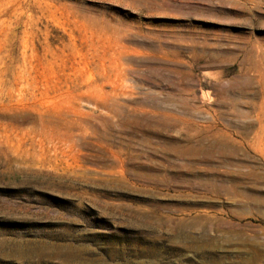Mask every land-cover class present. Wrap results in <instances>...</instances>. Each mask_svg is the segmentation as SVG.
I'll return each mask as SVG.
<instances>
[{"label": "rangeland", "instance_id": "374dc122", "mask_svg": "<svg viewBox=\"0 0 264 264\" xmlns=\"http://www.w3.org/2000/svg\"><path fill=\"white\" fill-rule=\"evenodd\" d=\"M0 264H264V0H0Z\"/></svg>", "mask_w": 264, "mask_h": 264}]
</instances>
